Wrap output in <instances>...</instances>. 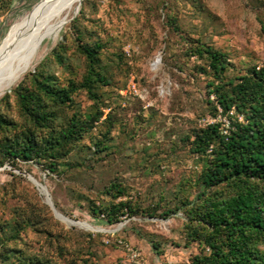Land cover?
I'll list each match as a JSON object with an SVG mask.
<instances>
[{
  "label": "rangeland",
  "instance_id": "374dc122",
  "mask_svg": "<svg viewBox=\"0 0 264 264\" xmlns=\"http://www.w3.org/2000/svg\"><path fill=\"white\" fill-rule=\"evenodd\" d=\"M39 1L10 0L9 8L0 15V44L6 32ZM81 6L85 15L80 22L104 41L105 60L116 62L109 66L116 87L103 88L109 106L103 109L91 134L69 156L74 166L65 177L61 167L59 173L49 174L34 163L19 162L17 168L8 162L0 166V218L10 217L15 206L24 207L32 186L45 202L28 177L32 176L46 188L54 205L71 214L63 215L74 221L63 222L49 207L53 218L47 228L53 233V245L57 240L63 246L62 258H58L62 264H132L123 244L136 249L146 264H183L198 248L196 244H184L181 210L166 218L136 219L123 214L120 221L110 225L91 214L87 197L97 199L104 185L119 181L134 201L170 204L182 178L195 174L205 163V158L199 161L187 153L182 135L194 125L219 123L221 129L224 120L231 122L234 117L231 112L222 113L220 107L213 112L206 103L207 78L195 71L201 60L184 54V37H199L221 49L238 69L261 66L264 30L258 17L264 25V0H82L79 10ZM171 16L177 18L178 27L168 23ZM69 23L28 71L63 40ZM82 70L80 66L78 78ZM56 71L61 75L59 68ZM233 73L230 70L228 74ZM65 77L61 76L63 82ZM131 82L137 89L135 94L127 90ZM112 96L115 98L111 100ZM75 102L82 112L89 111L92 103L83 93L75 96ZM110 110L114 125L106 141L108 149L98 159L88 160L87 145L105 131L102 120ZM238 119L243 120L241 116ZM132 220L136 228L130 226ZM47 236L28 229L18 245L39 253L50 252ZM151 239L158 248H153Z\"/></svg>",
  "mask_w": 264,
  "mask_h": 264
},
{
  "label": "trees",
  "instance_id": "16d2710c",
  "mask_svg": "<svg viewBox=\"0 0 264 264\" xmlns=\"http://www.w3.org/2000/svg\"><path fill=\"white\" fill-rule=\"evenodd\" d=\"M9 4L10 0H0V15ZM84 15L81 6L63 40L0 98V166L8 162L17 168L19 162L34 163L49 174L59 173L61 167L65 177L74 166L69 156L109 106L103 88L116 87L109 67L116 62L105 60V43L80 22ZM258 20L264 30L263 20ZM168 23L178 27L175 16ZM184 43L186 57L201 60L195 71L207 78L206 103L213 112L218 107L224 114L233 112L229 133L223 134L219 123H211L191 126L182 135L187 153L199 161L205 158V163L195 174L182 178L168 206L134 201L119 181H111L97 199L87 197L88 209L110 225L123 214L136 219L166 218L181 210L184 244L198 248L183 264H264V64L238 69L226 52L199 37L186 36ZM80 66L83 70L78 78ZM61 76H67L65 82ZM81 93L92 102L89 111L76 107L75 96ZM113 120L110 110L102 120L105 131L87 145L88 160L107 151ZM30 194L24 207L15 206L10 217L0 218V264H62L58 258H62L63 246L57 240L53 245V233L47 228L53 218L49 205L34 186ZM54 206L71 215L56 203ZM54 222L59 224L57 219ZM130 226L136 228V221ZM28 229L48 235L52 251L39 253L20 247L18 242Z\"/></svg>",
  "mask_w": 264,
  "mask_h": 264
},
{
  "label": "bare ground",
  "instance_id": "6f19581e",
  "mask_svg": "<svg viewBox=\"0 0 264 264\" xmlns=\"http://www.w3.org/2000/svg\"><path fill=\"white\" fill-rule=\"evenodd\" d=\"M79 1L40 0L6 32L0 44V96L57 41ZM60 220L74 222L64 215Z\"/></svg>",
  "mask_w": 264,
  "mask_h": 264
},
{
  "label": "built area",
  "instance_id": "2783aa9c",
  "mask_svg": "<svg viewBox=\"0 0 264 264\" xmlns=\"http://www.w3.org/2000/svg\"><path fill=\"white\" fill-rule=\"evenodd\" d=\"M127 90L129 93H137V89L134 85V83H129L127 86ZM211 98H213V95H211ZM231 113H233L232 111H230ZM228 121H225L222 123V127H221V131L223 132V134L227 135L229 133V126ZM120 243H122V241H119ZM123 246L125 247L127 254L129 255V261L132 264H146V262L144 261V259L140 256V253L136 250L133 249L132 247H130L127 244H123Z\"/></svg>",
  "mask_w": 264,
  "mask_h": 264
},
{
  "label": "water",
  "instance_id": "95a60500",
  "mask_svg": "<svg viewBox=\"0 0 264 264\" xmlns=\"http://www.w3.org/2000/svg\"><path fill=\"white\" fill-rule=\"evenodd\" d=\"M82 1V0H81ZM81 1L78 2L77 6H76V10L74 11V13L72 14L71 18L69 19V21L71 19H73L75 17V15L78 13L79 11V6L81 4ZM29 179L35 184V186L38 188L39 192L42 193L44 195V199H45V202L49 205V207L51 208V210L53 211L54 215L60 219L61 216H63L59 211H57V209L55 208L52 200H51V197L49 196V193L47 192L46 188L41 184L39 183L35 178H33L32 176H28ZM39 185V186H38ZM70 219V218H69ZM80 225H84L85 227H88L87 225L83 224V223H80Z\"/></svg>",
  "mask_w": 264,
  "mask_h": 264
}]
</instances>
